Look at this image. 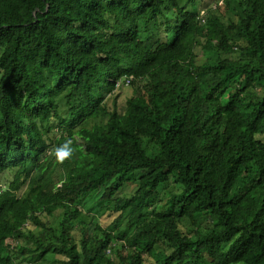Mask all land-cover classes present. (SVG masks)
Here are the masks:
<instances>
[{
	"label": "trees",
	"instance_id": "obj_1",
	"mask_svg": "<svg viewBox=\"0 0 264 264\" xmlns=\"http://www.w3.org/2000/svg\"><path fill=\"white\" fill-rule=\"evenodd\" d=\"M188 8L0 0V264H264V0Z\"/></svg>",
	"mask_w": 264,
	"mask_h": 264
},
{
	"label": "rangeland",
	"instance_id": "obj_2",
	"mask_svg": "<svg viewBox=\"0 0 264 264\" xmlns=\"http://www.w3.org/2000/svg\"><path fill=\"white\" fill-rule=\"evenodd\" d=\"M180 3H182L185 7H187L188 10H190L188 7L191 8V6H196L197 9L201 10V13L204 12V9L210 6H215L217 3L222 2V0H179ZM168 38V36L164 32H154L151 33L148 37L149 42H152V40H161L164 41ZM131 90L128 91H122L121 96L118 99L119 103V110H123L125 105V97L130 94ZM53 172H52V178L53 182L58 181L59 178V166L54 165L53 166ZM10 176H12L11 172L9 170L5 172H0V184H3L5 181L10 179ZM101 205V206H100ZM78 208L81 211V216L85 221L90 222L91 218L92 220H98L100 224L103 227L113 226L115 223L119 226L123 224V220L125 219V215L119 216V213L112 212L111 210H107L104 208L103 203L101 201H95L93 197L86 196L82 198L77 203ZM43 220L45 222L52 223L53 225H56L58 222V213L53 216H43ZM33 230L37 233L40 227H32ZM17 244H25L26 241H23L21 239L16 241ZM24 262L23 264H26V262L30 263H40V264H52L53 258L51 256H42V255H35L33 256L31 253L25 254L23 256ZM22 263V262H21Z\"/></svg>",
	"mask_w": 264,
	"mask_h": 264
},
{
	"label": "clouds",
	"instance_id": "obj_3",
	"mask_svg": "<svg viewBox=\"0 0 264 264\" xmlns=\"http://www.w3.org/2000/svg\"><path fill=\"white\" fill-rule=\"evenodd\" d=\"M53 154L56 156V158L59 161H63L65 158H67L70 154L67 151L61 150V149H56L53 151Z\"/></svg>",
	"mask_w": 264,
	"mask_h": 264
}]
</instances>
